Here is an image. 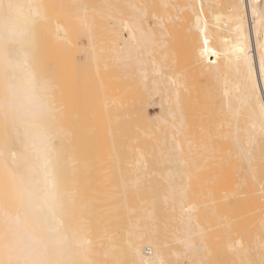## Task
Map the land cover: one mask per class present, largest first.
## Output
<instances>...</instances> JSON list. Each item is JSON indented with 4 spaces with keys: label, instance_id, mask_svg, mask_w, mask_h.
Returning <instances> with one entry per match:
<instances>
[{
    "label": "bare ground",
    "instance_id": "obj_1",
    "mask_svg": "<svg viewBox=\"0 0 264 264\" xmlns=\"http://www.w3.org/2000/svg\"><path fill=\"white\" fill-rule=\"evenodd\" d=\"M44 1L0 0V264H205L211 255L206 264H264V0H59L65 9ZM76 25L86 28L89 49L90 28L110 27V46L107 37L99 42L108 47L106 60L132 77V154L126 158L121 148L120 157L118 146L116 161L101 169L95 163L97 171L90 159L103 156L112 125L110 141L95 138L97 157L87 146V163H79V151H65L74 132L60 121L62 79L51 74L53 58L62 56H52L53 46V58L38 48L45 39L41 44L38 27L72 45L66 27ZM91 52L93 60L98 52ZM47 58L56 63L51 72ZM104 95V107L122 99ZM149 108L151 126L142 119L135 125L137 111Z\"/></svg>",
    "mask_w": 264,
    "mask_h": 264
},
{
    "label": "rangeland",
    "instance_id": "obj_2",
    "mask_svg": "<svg viewBox=\"0 0 264 264\" xmlns=\"http://www.w3.org/2000/svg\"><path fill=\"white\" fill-rule=\"evenodd\" d=\"M42 1V0H41ZM45 1H47V0H45ZM45 1H44V3H45ZM57 1H59V0H57ZM56 1V2H57ZM68 1H70V0H68ZM82 2L84 1V0H81ZM86 1H88V0H86ZM95 2L97 1V3H99L100 4V2H98V0H94ZM108 0H106V2H107ZM109 1H111V0H109ZM113 1V0H112ZM117 1V0H116ZM123 0H121V2H122ZM66 2V1H65ZM64 1H59V6H60V8L61 9H63V7H64V9H65V5H64V3H65ZM71 2V1H70ZM73 2V1H72ZM79 2V1H78ZM119 2V1H118ZM126 2V1H125ZM124 1H123V3H125ZM47 3H48V1H47ZM53 3V2H52ZM58 3V2H57ZM108 3H110V6L112 5V3L111 2H108ZM107 3V4H108ZM127 3V2H126ZM75 4V3H74ZM73 4V5H74ZM77 4V3H76ZM47 5V4H46ZM48 5H50V4H48ZM55 5V4H54ZM72 5V6H73ZM117 5V4H116ZM52 6V5H51ZM72 6H70L71 8H72ZM49 7V6H48ZM48 7H46V8H48ZM55 7V6H54ZM108 8H109V6H107ZM112 7L113 8H115V6H113L112 5ZM119 7V6H118ZM121 7H122V5H121ZM55 8H57V7H55ZM54 8V10L56 11V9ZM67 8H68V6H67ZM107 8V9H108ZM112 8V9H113ZM125 9L127 8V5H126V7H124ZM61 9H60V11H61ZM69 9V8H68ZM121 9V8H120ZM128 9V8H127ZM126 9V10H127ZM50 10L51 11H54V10H52V8H50ZM59 10V9H58ZM57 10V11H58ZM71 12H72V10H73V8H72V10L71 9H69ZM114 10V9H113ZM117 9H115L114 11H116ZM50 11V12H51ZM54 11V12H55ZM67 11V10H66ZM66 11H63V13L64 12H66ZM121 11H122V9H121ZM125 11V10H124ZM128 11V10H127ZM71 12H69V13H67V15L68 14H71ZM57 13V12H56ZM61 13V12H60ZM54 15V14H53ZM56 15V14H55ZM57 15H59L60 16V14H57ZM64 15V14H63ZM66 15V14H65ZM64 15V16H65ZM60 17H62V16H60ZM60 17H57L58 19H60ZM68 17H69V19H70V16L68 15ZM67 17V18H68ZM65 18H66V16H65ZM62 19H63V17H62ZM65 22H67V20L65 21ZM70 22V21H69ZM72 22V21H71ZM70 22V23H71ZM67 24H68V22H67ZM70 27H71V25H69ZM77 26V27H76ZM75 27L74 26H72V28H70V27H66V29H69V30H71L72 29V31H69V34L71 35L70 36V38H72V40H73V43H72V45H70V43L72 42H68L69 43V45H68V43L67 42H65V41H63L62 43H59L58 42V40H57V42H55L56 41V38L54 37V38H52L53 36L51 35V33H50V27H48V28H46L45 26H44V28L45 29H42V27H38V33H39V40H40V42L43 40V38H45L44 40H43V43H44V45H43V48H44V50H43V48L41 47V45H40V47H38L39 48V50H41L40 52H44L45 51V53L47 54V52H48V54L51 56V54L53 53V52H56V51H58L57 52V54L55 53H53V57L55 56V55H57V56H66V58L65 57H52L51 56V58H53V62H54V60H55V58L57 59V61H56V63L58 62V64H57V68L58 69H56L55 67L53 68V66H56L53 62H51V58H49V60H50V62L51 63H49L48 64V62H49V60H48V58H47V64L49 65H47V68H46V65H45V69H47L46 71H52V70H54V69H56L57 71H52L51 72V74L53 73V75H54V77L57 79L58 78V80L60 79H62L61 81H60V85H59V87L57 88V97H58V99L61 101V103H62V105H63V107L61 108V111H60V117L62 116L63 118H60V121H61V123L62 124H65V126H68V124L70 125L69 127L72 129L71 131H73L74 133H72V135H71V137H73V140H72V138H71V140L74 142V139H75V142H74V144L75 143H77L78 142V145L76 144V148H75V146L73 145V143H72V141H71V143H72V145L71 146H73L74 148H73V150L70 148V145L69 144H71V143H69V142H65V143H69L68 145L67 144H65L64 143V145L63 146H66V147H63L64 149H67V147H68V149L67 150H65L66 152H68V153H74L73 155H75V153H78V151H79V153L77 154V156L81 159V160H83L82 158L84 157V160L83 161H80L79 163H84V161L87 163V161H86V159L88 160L91 156H88L89 155V153H87L86 151H90L89 149H90V147L92 148V150L90 151L91 153H92V151H95L96 149V151L94 152V154H96V153H98V151H99V149L100 148H102V147H99V144H100V142H98L97 141V139H96V141H95V138H98V140H101V138H102V140H104V141H101V142H105V140H107V141H110V139L112 138V137H114V139L112 138L111 140V143H105V145L107 144V146L106 147H109V146H113L112 148L110 147V148H106L104 145H103V143L100 145V146H104V148H102L99 152L101 153V154H108V155H106V156H108V159H107V157H105L106 159H103L104 158V154H103V156H101L102 157V159H103V161H102V159H101V161L99 160L101 157H99L100 156V154L98 155V154H96L95 156L97 157V155H98V157L96 158V160H98V161H96L95 159H94V161H93V156L94 155H92V157H91V159H90V161H91V163H93V169L92 170H94V171H97V170H99V168L101 169V166L103 165L104 166V163L108 160V162H106V163H114L113 161H116V160H113V159H115V158H113L112 157V155L111 154H113L114 155V152H116V151H120L121 150V148H122V150L121 151H123V149L125 150V152L126 151H130V149L129 148H131L132 146V143H130V142H132L131 140L130 141H128L129 140V138H128V136H131V138H132V132L131 131H129V132H127V130L129 129L130 130V127L132 128V119L130 120L129 118H132V110H131V105H132V77L130 76V75H128V74H124L125 72V70L126 69H124L123 68V72L121 71V69H122V67L120 68V65L117 63H115V62H113V61H111L110 60V58H108L109 60H110V62L112 63V65H111V63L109 62V60H106L107 59V57H108V53H106V52H108V47L110 46H108V42L109 43H112V42H110L111 40H112V38H114V35H113V30H109V28L108 27H105V29L104 28H102L101 27V29H100V26L98 27V28H96V27H92V28H90V30L92 31H89V32H91V33H88V31H87V33L88 34H90V35H92V38H93V40H92V42H91V44H93L92 45V47L95 45L96 47H97V49L95 48V46L93 47V49H89V47H91L90 46V38H89V40H87L88 38H86V36H88V35H86V32H84L83 30H85V29H83V27H82V29H81V31H80V29H78V25H76ZM78 30H77V29ZM80 28V27H79ZM95 29V31H97V30H102V31H97V32H95V31H93L94 29ZM112 28H116V27H112ZM41 29V30H40ZM47 29V30H46ZM97 29V30H96ZM43 30H45V31H43ZM74 30H76L79 34H77V32L75 31L74 32ZM114 30H116V29H114ZM40 31L42 32V33H40ZM67 31V30H66ZM108 31H110V32H108ZM48 32V33H47ZM68 32V31H67ZM66 32V33H67ZM71 32H73V33H71ZM106 35H102L103 33ZM108 34V35H110V36H112L111 38L106 34V33ZM50 33V34H49ZM75 33V34H74ZM81 33V34H80ZM93 33H94V35H93ZM97 33V34H96ZM115 33V32H114ZM46 34V35H45ZM68 34V33H67ZM77 34V35H76ZM99 34H100V36H99ZM112 34V35H111ZM49 35V36H48ZM73 35H75L76 36V38H75V36H73ZM52 36V37H51ZM68 36V35H67ZM78 36V37H77ZM94 36V37H93ZM99 36V37H98ZM74 37V38H73ZM90 37V36H89ZM96 37V38H95ZM102 37H104V39L102 38ZM106 37H107V39H106ZM41 38V39H40ZM108 38H110L111 40L109 41L108 40ZM55 41H54V40ZM96 39V40H95ZM102 39V40H101ZM106 39V40H105ZM38 40V39H37ZM39 40H38V44H40V42H39ZM50 40V41H49ZM69 40V39H68ZM71 40V39H70ZM77 40V41H76ZM99 40V41H98ZM100 40L102 41V42H105V41H107V42H105V46H108L107 48L104 46V43H102L101 42V44H99V42H100ZM105 40V41H104ZM52 41V42H51ZM60 41V40H59ZM75 41H76V43H75ZM95 41V42H94ZM97 41V42H96ZM45 42L48 44H46L47 45V47H45L46 45H45ZM61 42V41H60ZM83 42V43H82ZM42 42H41V44H43ZM49 43H51V44H49ZM64 43L66 44V45H64ZM88 43H89V47H88ZM96 43V44H95ZM98 43V44H97ZM107 43V44H106ZM53 44V45H52ZM57 44H59V45H57ZM64 46H63V45ZM73 44H77V46L75 47V45H73ZM80 44V45H79ZM83 44V45H82ZM103 44V45H102ZM51 47H50V46ZM61 45V46H60ZM98 45V46H97ZM101 45V46H100ZM49 46V47H48ZM52 46H53V48L55 47V48H57V49H55L54 48V50H53V52H49L48 50H49V48H52ZM60 46V47H59ZM78 46H79V49H77L78 48ZM82 46H84V47H81ZM102 46H104V48L102 47ZM63 47H66V48H64V49H62ZM69 47V48H68ZM88 48V49H86V48ZM99 47V48H98ZM100 47H102V48H100ZM41 48V49H40ZM45 48L47 49V50H45ZM72 48V50H71V52L69 51V53H67V55H66V52H68L67 50H70ZM75 48V49H74ZM80 48H81V50H80ZM84 48L86 49V50H84ZM59 49H61V50H59ZM77 49V50H76ZM96 49V50H95ZM100 49H102V50H100ZM56 50V51H55ZM92 50H94V52L96 53V52H98L97 53V55L99 54L101 57L103 56V54L104 55H107L106 57H104L103 56V58H101L100 56H98L97 57V55L95 56V58H96V61L98 60V65L99 64H102V66L101 65H97V67H99V69H100V71H102V69H103V74H105L106 73V79H108V80H106L105 79V76L102 74V72H101V74L99 73L100 71L98 70V72L96 71L97 69L95 68V64H94V62L92 63V61L95 59L94 57H93V60H92V54H90V53H92L91 51ZM100 50V51H99ZM107 50V51H106ZM50 51H52V49L50 50ZM61 51V52H60ZM79 51H81L80 53H79ZM85 51V52H84ZM102 51V54L100 53ZM105 51V52H104ZM65 52V53H64ZM74 52V55H71V53H73ZM78 53V54H77ZM88 53V54H87ZM106 53V54H105ZM43 54V53H42ZM47 54V55H48ZM83 54H85V56L83 55ZM45 55V54H44ZM43 55V56H44ZM48 55V56H49ZM76 55V56H75ZM80 55V56H79ZM42 56V59H43V61H44V59L47 57V56H45V57H43ZM49 56V57H50ZM69 56H71V58L69 57ZM73 56V57H72ZM84 56V57H83ZM88 56V57H87ZM67 57H68V59H67ZM75 57V58H74ZM79 57V58H78ZM89 57H90V59H89ZM100 57V58H99ZM61 58V59H60ZM73 58H74V61H73ZM88 58V59H87ZM65 59H67L66 61H64ZM101 59H102V61H101ZM104 59L106 60V62L104 61ZM59 60V61H58ZM72 60V61H71ZM78 60V61H77ZM76 61V62H75ZM64 62H66L65 64H64ZM84 62V63H83ZM92 64H91V63ZM101 62V63H100ZM102 62H105V63H102ZM52 63L54 64V65H52ZM61 63H63L64 65H62ZM70 64V66H69V64ZM74 63V64H73ZM78 63V64H77ZM110 64V66H106V64L107 65H109ZM50 64H51V66H50ZM62 66V68H61V66ZM94 64V65H93ZM116 64V65H115ZM114 65H115V67H114ZM118 65H119V67H118ZM69 68H67V67ZM82 66V67H81ZM88 66V67H87ZM90 66V67H89ZM92 66H94V67H92ZM105 66V67H104ZM66 67V68H65ZM113 67H114V69H113ZM48 68H50V69H52V70H50V69H48ZM61 68V69H60ZM78 68V69H77ZM80 68H82V69H80ZM84 68V69H83ZM88 70H86V69ZM92 68V69H91ZM105 68V69H104ZM119 70H118V69ZM75 69V70H74ZM109 69V70H108ZM117 69V70H116ZM63 72H62V71ZM66 70V71H65ZM70 70V71H69ZM73 70V71H72ZM90 70V71H89ZM105 70V71H104ZM110 70H112V71H110ZM61 73H63V74H61V75H63V76H61L60 74H58L59 72ZM94 71V72H93ZM96 71V72H95ZM110 71V72H109ZM115 71V72H114ZM120 71H121V73H120ZM58 72V73H57ZM64 72H66V74L64 73ZM91 72V73H90ZM112 72V73H111ZM85 73V74H84ZM93 73V74H92ZM95 73V74H94ZM99 73V74H98ZM120 73V74H119ZM70 74V75H69ZM71 74H73V76L71 75ZM90 74V75H89ZM123 74V75H122ZM60 75V76H59ZM65 75H67V76H65ZM90 77H88V76ZM97 75H98V77H97ZM103 76V77H101V78H99L100 76ZM110 75V76H109ZM123 76L122 78L124 79H122V78H120L121 76ZM60 78H59V77ZM87 76V77H86ZM109 76V77H108ZM112 76V77H111ZM129 76V77H128ZM69 77V78H68ZM74 77V78H73ZM108 77V78H107ZM119 77V78H118ZM128 77V78H127ZM64 78V79H63ZM87 78V79H86ZM98 78V79H97ZM102 78H103V80H102ZM112 78V79H111ZM115 78V79H114ZM131 80H130V79ZM69 79V80H68ZM105 79V80H104ZM118 79H120L119 81H118ZM129 79V80H128ZM88 80V81H87ZM118 82V84L116 83V85L114 84L115 82ZM128 81L129 83H127L126 81ZM97 81L99 82V83H97ZM111 81H113V82H111ZM102 82H105V83H103L102 84ZM108 82H110V83H108ZM71 83V84H70ZM75 85H74V84ZM125 83H127V84H125ZM102 84V86H103V88L100 86ZM111 84H114V85H111ZM122 84V85H121ZM123 84H125V85H123ZM131 84V85H130ZM77 85H79V86H77ZM127 85V86H126ZM106 86V87H105ZM122 86H124V88L122 89V91H120V89L122 88ZM130 88H129V87ZM61 87V88H60ZM68 87V88H67ZM99 89H98V88ZM104 87H105V89H104ZM115 87H117L116 89H114ZM119 87V88H118ZM127 87V88H126ZM106 88H108L109 90H110V88H112V90H110L109 92L111 93H109V92H107V93H103V91L105 92V90H106ZM63 91H62V90ZM90 89V90H89ZM108 89L106 90V91H108ZM117 89H119V90H117ZM125 89V90H124ZM127 89V90H126ZM97 90V91H96ZM98 90H99V92H98ZM101 90H102V92H101ZM116 90H117V92H116ZM62 91V92H61ZM87 91V92H86ZM95 91V92H94ZM121 92L123 95H120L121 93H118V92ZM128 92V93H127ZM60 93V94H59ZM101 93H102V95L103 94H105L104 96H107L108 95V97H107V99L109 98V97H111L112 96V94H114L113 96H115V94L117 95V97L120 99V98H122L121 99V101L120 100H117V102L119 103L120 102V104L121 103H124L125 105V107L123 106V104L122 105H120L118 108H117V104L116 103H114L113 102V104L111 105V103L109 102V106L107 105V107L105 106L104 107V104L102 103V100H100L101 98H102V95H101ZM59 94V95H58ZM81 94L84 96V98H88L87 100H85V101H83L84 100V98H83V100H81L80 99V96H81ZM119 94V95H118ZM126 94L129 96L130 94V96L128 97H126ZM63 95V96H62ZM111 95V96H110ZM125 96V97H124ZM60 97H62V98H60ZM98 97V98H97ZM101 97V98H100ZM124 97V98H123ZM73 98V99H72ZM129 98V99H128ZM64 101H63V100ZM124 99V100H123ZM131 99V100H130ZM108 100H110V99H108ZM126 100V101H125ZM90 101V102H89ZM124 101V102H123ZM74 102V103H73ZM79 102V103H78ZM93 102V103H92ZM95 102V103H94ZM72 103H73V105H72ZM131 104V105H129V104ZM69 104V105H68ZM71 104V105H70ZM79 104V105H78ZM81 104H83V105H81ZM94 107H93V106ZM114 105H116L115 106V108L117 109V110H115V108H114ZM99 106V107H98ZM113 106V107H112ZM123 106V107H122ZM70 107V108H69ZM104 107V108H103ZM112 107V108H111ZM78 108V109H77ZM121 108V109H120ZM123 108V109H122ZM70 109V110H69ZM100 109V110H99ZM104 109V110H103ZM114 109V111H112ZM127 109H128V112H127ZM66 110H69V111H66ZM95 112H94V111ZM107 110H109L108 112H107ZM123 110V111H122ZM126 110V111H125ZM94 112V113H92V112ZM103 111V112H102ZM112 111V112H111ZM144 110H142L141 112L140 111H137L138 113H136V115H135V117H136V119H135V117H134V121H133V123L136 125V124H138L137 122H140V120L142 119V123L141 124H149L150 123V121H151V118H150V121H149V119H148V122H146V118H149L150 117V115L149 114H151V112H152V109L150 110V108H149V110L148 109H145V111L147 112V113H145V112H143ZM70 112V113H69ZM96 112H98V114H95ZM105 112H106V114H108L107 116H106V114H105ZM150 112V113H149ZM90 113H92V114H90ZM113 113V114H112ZM114 113H115V115L116 116H120L121 118L119 119L118 117H116L115 116V118H114ZM123 113H124V115L125 116H123ZM127 113V114H126ZM130 113V115L128 116V114ZM139 113H142L141 115L143 116H146V117H142ZM73 114V115H72ZM83 114V115H82ZM91 116H90V115ZM105 114V115H104ZM92 115H93V117L95 118H93L92 117ZM138 115H140V117H138ZM149 115V116H148ZM66 118H65V117ZM72 116H74V117H72ZM112 118H111V117ZM123 116V117H122ZM128 116V117H127ZM131 116V117H130ZM71 118V120H69L68 118ZM107 117V118H106ZM109 117L111 118V119H113L112 120V123L113 124H116V123H119V122H121L120 124H119V126H121L122 128H120L119 126H115V125H113L112 123H110V119H109ZM77 118V119H76ZM98 118V119H97ZM101 120H100V119ZM118 118V119H117ZM122 118H123V120H122ZM73 119V120H72ZM103 119V120H102ZM104 119H106V120H104ZM117 119V120H116ZM137 119H138V121H137ZM145 119V120H144ZM64 120H66V121H64ZM69 120V121H68ZM110 120V121H109ZM114 120H116V121H118V120H121V121H119V122H116V121H114ZM71 121L75 124V126H74V124L73 123H71ZM76 121V122H75ZM103 121V122H102ZM115 123H114V122ZM126 121V122H125ZM98 122V123H97ZM109 122V123H108ZM125 122V123H124ZM128 122H129V125H128ZM100 123V124H99ZM109 125H108V124ZM123 123V124H122ZM103 124H104V126H103ZM112 125V127H111V125ZM127 124V125H126ZM72 125V126H71ZM89 125H91L90 127H89ZM124 125V126H123ZM126 125V126H125ZM150 125V124H149ZM108 126V127H107ZM151 126V125H150ZM74 127V128H73ZM94 127L95 128H97V129H94ZM101 127H102V129H101ZM110 127L113 129V130H111V134L113 135H115V136H112L111 134V136L112 137H110L109 138V134H108V131L109 130H107V128L108 129H110ZM142 127H144V125H142ZM90 128V129H89ZM106 130H105V129ZM118 128V130L117 131H115L114 129H117ZM127 128V129H126ZM77 129V130H76ZM105 130V131H102V130ZM123 129V132H121V130ZM125 129V130H124ZM136 129V130H135ZM134 129V136H136V134H137V136L136 137H138V132L139 131H137V127ZM161 129H162V127H161ZM75 130V131H74ZM83 130V131H82ZM89 130V131H88ZM102 131V134H98V132H101ZM132 130V129H131ZM80 131V132H79ZM107 131V132H106ZM118 132V134H116V133H114V132ZM136 131H137V133H136ZM104 132H106V135L104 136L103 134H105ZM125 132V133H124ZM82 134V135H79V134ZM94 133V134H93ZM128 134V136H127V134ZM129 133H131L130 135H129ZM74 134H76V136L74 135ZM77 134L79 135V137H81L80 139H82V137H83V139H82V142H81V140L79 139V138H77L78 136H77ZM84 134V135H83ZM87 134H88V136H90L92 139H94V140H92L90 137H88L87 136ZM91 134H93V135H95V136H93V135H91ZM119 134H121V135H119ZM125 136H124V135ZM123 135V136H122ZM85 136V137H84ZM86 136L88 137V138H86ZM93 136V137H92ZM104 136V137H103ZM120 136V137H119ZM127 136V137H126ZM106 137H108L109 139H106ZM121 137H123V139L125 140L126 138V140L125 141H127V143H125L124 142V140L121 138ZM89 138H90V141H89ZM130 138V139H131ZM87 139V141H88V143L89 144H93L96 148L94 149V146L92 147L91 145H89V144H85V140ZM115 139H117V141L115 140ZM76 140H77V142H76ZM78 140H80V141H78ZM119 140H123V141H121V142H119ZM94 143H93V142ZM113 141H115V142H113ZM116 142H118V143H116ZM129 142V143H128ZM113 143V144H112ZM136 143H138L137 141H135L134 142V145L136 144ZM139 143H141V145H142V142L140 141ZM110 144V145H109ZM114 144H118V145H115L114 146ZM123 144V145H122ZM125 144V145H124ZM130 144V145H129ZM144 144V143H143ZM86 146V150H85V147H84V149H82L83 148V146ZM96 145H98V148H97V146ZM109 145V146H108ZM126 145H127V147H128V145L130 146V147H128V150L126 149ZM87 146H89V149L87 150ZM118 146H121V147H118ZM122 146H125V147H122ZM143 146V145H142ZM117 147L119 148L118 150H115V149H117ZM147 147V146H146ZM69 148H70V150H72V151H70L69 150ZM81 149L82 150V154L80 153V151L81 150H79V149ZM115 148V149H114ZM103 149H108L107 151H108V153L106 152L105 153V151L106 150H103ZM110 149H112V151L110 150ZM113 149L115 150L114 152H113ZM83 150H85V151H83ZM110 150V151H109ZM64 151V152H65ZM74 151H77V152H74ZM121 151H120V153L118 152V154L120 155V157H122L123 155H125V152H124V154H121ZM128 151V154L129 155H127V152H126V158H127V156H130L132 153L131 152H129ZM65 152V154H67ZM103 152V153H102ZM109 152H112V153H110L109 154ZM84 153H86V155L84 154ZM91 153H90V155H91ZM131 153V154H130ZM81 154V155H80ZM93 154V153H92ZM116 154V153H115ZM117 154V155H118ZM86 157H85V156ZM111 155V156H110ZM122 155V156H121ZM81 156V157H80ZM109 156L111 157L110 159L111 160H109ZM119 157V156H118ZM148 157V156H147ZM151 156H149V158H150ZM86 158V159H85ZM122 159V158H121ZM123 159H125V157L123 158ZM120 160L121 162H122V164L121 165H123V161L124 160ZM148 159V158H147ZM152 159H154V157L152 158ZM152 159H151V161H152ZM113 160V161H112ZM110 161V162H109ZM112 161V162H111ZM148 161V160H147ZM99 162V163H98ZM101 162H104V163H102V164H100ZM153 162V161H152ZM152 162H150V165H153V163ZM156 164H157V160L156 161H154ZM95 163H98V164H100V167L99 168H97L98 167V165L97 164H95ZM147 163V162H146ZM152 163V164H151ZM95 165H97V166H95ZM126 164L124 163V166H125ZM87 166V165H86ZM85 166V167H86ZM102 166V167H103ZM154 166V165H153ZM82 167V166H81ZM85 167H83V168H85ZM97 168V169H95V168ZM127 167V166H126ZM147 167H150V168H152V166H149V163L147 164ZM83 168H82V170H83ZM128 168V167H127ZM130 168V167H129ZM132 168H133V166H132ZM146 168V166L143 168L144 170H149V168H147V169H145ZM154 168V167H153ZM160 168V167H159ZM154 169H156V168H154ZM154 169H152V170H154ZM112 170H114V169H112ZM151 170V169H150ZM156 170H158V169H156ZM153 177V176H152ZM80 178V177H79ZM210 236H213L214 237V235H210ZM213 237L211 238V237H208V238H211V239H213ZM216 238V237H215ZM223 237H221V239H222ZM210 239V241H212L213 242V240H211ZM224 239V238H223ZM207 240V239H206ZM215 241V240H214ZM222 241V240H221ZM216 242H218V240H217V238H216ZM215 243V242H214ZM210 244H212V243H210ZM170 245H172V244H170ZM207 245H209V243L207 244ZM212 245H214V244H212ZM212 245H211V248H214V247H212ZM216 245V244H215ZM214 245V246H215ZM207 252V251H206ZM209 252L210 251H208V254H209ZM213 252H215V249H213ZM205 253V252H204ZM213 254V253H212ZM211 255V254H210ZM209 256V255H208ZM210 257V256H209ZM209 257H207L206 256V259H208ZM214 258V257H213ZM221 259H224V255L221 253ZM176 260V262H177V259H175ZM181 260V259H180ZM204 260H205V258H204ZM212 260V255H211V258L210 259H208V260H206V261H208V262H210ZM182 261V260H181ZM206 261H203V262H205V264H206ZM173 263H175L174 262V260H173ZM172 263V264H173ZM177 264V263H176ZM182 264H184L183 262H182ZM208 264H211V263H208ZM212 264H213V262H212Z\"/></svg>",
    "mask_w": 264,
    "mask_h": 264
},
{
    "label": "snow or ice",
    "instance_id": "obj_3",
    "mask_svg": "<svg viewBox=\"0 0 264 264\" xmlns=\"http://www.w3.org/2000/svg\"><path fill=\"white\" fill-rule=\"evenodd\" d=\"M0 7H4L3 5H0ZM8 8H11L12 5H7Z\"/></svg>",
    "mask_w": 264,
    "mask_h": 264
}]
</instances>
